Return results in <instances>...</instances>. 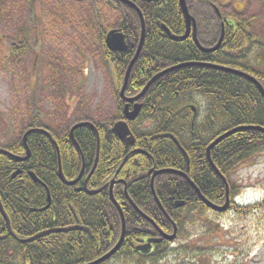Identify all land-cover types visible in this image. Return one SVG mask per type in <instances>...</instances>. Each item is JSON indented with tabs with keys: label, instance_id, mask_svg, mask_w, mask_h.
Returning <instances> with one entry per match:
<instances>
[{
	"label": "trees",
	"instance_id": "obj_1",
	"mask_svg": "<svg viewBox=\"0 0 264 264\" xmlns=\"http://www.w3.org/2000/svg\"><path fill=\"white\" fill-rule=\"evenodd\" d=\"M35 2L37 0H26V7L33 8ZM108 2L112 8L121 10L123 22L120 29L127 44L123 53L109 52L104 45L105 30L98 31L103 62L107 66L113 64L117 81L118 89L114 95L119 106L112 118L117 119L122 117L123 103L119 92L139 43V24L128 6L118 0ZM170 2L178 3L177 0ZM200 4L209 6L211 2L200 0ZM243 21L236 22V30L225 33V50L205 55L191 46L192 50L182 54L178 61L171 55L165 56L163 47L156 49L147 30L142 50L129 75L125 97L137 95L152 77L177 62L198 63L202 59L208 64L240 70L264 88V39L251 34L248 23ZM161 40L165 44V39ZM18 41L10 48L15 56L23 53L22 41ZM145 94L149 105H144L138 118L129 124L135 137L133 146H127L109 132L107 120L97 123L87 118L75 119L62 134L55 135L35 117L22 134L23 137L30 129H40L26 137L29 156L24 161L17 159L26 156L22 137L3 148L5 151L0 152V204L8 222L0 212V264H86L107 253L121 233L119 213L109 198L112 180L118 181L113 187V197L123 212L126 231L119 250L102 264L119 257L130 258L131 264H158L165 257L178 254L180 248H188L172 247L187 237L186 228L195 224L189 211L203 214L210 210L200 202L184 178L163 173L154 177L153 188L168 220L153 199L152 173L161 169L184 170L186 155L190 164L187 174L190 181L210 202L222 204L225 185L207 164L205 148L230 129L240 126L264 128V99L248 79L202 66H187L169 72L157 79ZM193 97L203 101L202 112ZM188 104L196 105V115H200L196 121H192L195 113ZM79 122L94 125L99 139L96 168L86 184L89 191H97L92 195L84 190V182L96 159V132L89 126L78 128L73 132L74 143L69 138V131ZM263 151L264 134L258 131L234 133L210 150L213 164L229 184V199L239 193L230 185V174L251 156ZM59 161L67 181L76 179L83 171L75 185L61 182ZM200 161L204 167H200ZM30 174L42 185L33 182ZM124 189L132 203L160 231L171 234L176 227L174 241L163 239L145 255L134 251L142 239L159 237V233L134 210ZM176 201H183L184 206L175 208ZM263 207L264 203H259L244 208L233 206L232 210L246 215L250 212L256 214ZM190 250L191 256L197 257L204 252V247Z\"/></svg>",
	"mask_w": 264,
	"mask_h": 264
},
{
	"label": "rangeland",
	"instance_id": "obj_2",
	"mask_svg": "<svg viewBox=\"0 0 264 264\" xmlns=\"http://www.w3.org/2000/svg\"><path fill=\"white\" fill-rule=\"evenodd\" d=\"M208 1L225 19L246 20L248 31L264 39V0ZM198 8L199 20L215 17L211 8ZM116 10L104 0H37L33 8L26 7V0H0V149L21 140L35 117L60 135L75 119L99 123L113 116L118 86L111 66L103 62L97 36L99 30L108 32L120 24ZM18 40L23 53L15 56L10 48ZM192 100L201 111L203 101ZM229 178L243 194L240 202L264 199V151L240 164ZM189 212L195 224L172 247L188 248L158 264H193L190 249L198 246L204 247L196 260L202 264H264V207L256 214L225 211L219 218ZM107 264L131 260L119 257Z\"/></svg>",
	"mask_w": 264,
	"mask_h": 264
},
{
	"label": "water",
	"instance_id": "obj_3",
	"mask_svg": "<svg viewBox=\"0 0 264 264\" xmlns=\"http://www.w3.org/2000/svg\"><path fill=\"white\" fill-rule=\"evenodd\" d=\"M119 1L121 3L127 5L128 7L132 8L137 13V15L139 17V22H140L139 43H138V46H137V49H136V52H135L133 58L131 59L130 63L128 64V67L126 69V72H125V75H124V78H123V84H122V87L120 89V98H121L122 101H125L128 104L139 101L141 99V97L146 93V91L149 89V87L152 85V83L155 80L160 78L165 73H168V72L176 70V69L184 68V67H187V66L210 67V68H214L216 70H222V71L230 72L232 74L244 77V78L248 79L249 81H251L256 86L258 92L260 93V95L264 99V88L252 76H250V75H248V74H246V73H244L242 71L235 70V69H232V68H226V67L215 66V65H210V64H197V63H195V64L186 63V64H180V65H177V66L170 67V68H168V69L156 74L154 77H152L148 81V83L144 86V88L141 90V92L139 94H137L135 97L126 98L124 96V93H125V89L127 87L129 75H130L131 69H132L133 65L135 64V62L137 61V59L139 57V54H140V52L142 50V47H143L144 36H145V25H144V20H143L142 14L139 11V9L135 6L134 3H132L129 0H119ZM143 1H147L148 2L149 0H143ZM179 4H180L181 9L183 11V14H184V17H185V20H186V25H187V28H188L189 25H190V22H191V16L188 14L187 7H186V2H185V0H179ZM188 35H189V31L187 30V32L185 33L184 36H182L180 38H175V37L171 36V38L173 40H175V41H178V42L180 41L181 42V41L185 40L188 37ZM222 39H223V35H221L217 45L213 49H210V50H205L202 47H200L199 45H197V46L203 52H213V51L217 50V48H219V46H220V44L222 42ZM195 42L197 44V41H195ZM105 45H106L107 49L109 51H111V52L123 53L127 49L123 34L119 33L117 30H111L110 32L107 33L106 38H105ZM124 110H125L126 119L128 121H133L136 118L137 114H138L139 105L136 104L134 106V110L130 114L127 111L128 110L127 106L125 107ZM85 126H89L90 128H92L96 132V130H95V128H94V126L92 124H90L88 122H81V123L75 124L71 128L70 133H69L70 140H72L75 143L74 138H73V132L76 129L81 128V127H85ZM112 130L118 136L119 139H121L122 141H124L126 143L127 146H131L133 144L134 138H133L132 134L130 133L126 123L118 122V123H116L113 126ZM33 131L34 130H29L23 136L22 142H23V144L25 146V149H26V156L24 158H17L19 161H24L29 156V151L26 148V137ZM240 131H258V132H261V133L264 134V128H262L260 126H240L238 128L231 129V130L223 133L219 137H217L206 149L207 159H208V161L210 163L211 168L221 178V180L223 181V183L225 185L226 197H225V203L222 206L215 205V204L211 203L210 201H208L204 196H202L201 193L199 192L198 188L190 181V179L187 177V175L185 173L176 172V171H172V170H159V171L154 172V174L152 176L151 184H150L151 193H152V196L154 198V201L156 202V204L158 205V207L160 208V210L163 212V214L165 215V217L168 220H169V217L164 212V210L162 209L159 201L157 200L155 192H154V188H153L154 177L157 176V175H161L163 173L174 174V175H177V176H180V177L184 178L189 183V185L193 188V190L196 192V194L200 198L201 202L205 206H207L209 209H211L213 211H216V212H219V213H222V212L226 211V209L228 208V204H229L227 182H226L225 178L223 176H221V174L218 172V170L216 169L215 165L212 163V161L210 159L209 152L220 141H222V140L226 139L227 137L231 136L232 134L240 132ZM96 135H97V132H96ZM98 151H99V141H98V137H97L96 159H95L93 168H92L89 176L86 178V180L84 182V185H85L84 189L86 190V192L88 194H91V195L95 194L97 191H88L86 189V184H87L88 178L90 177V175L94 172V170L96 168V163H97V158H98ZM82 173H83V171L80 172L79 176L76 179H74L72 181H67L64 178L63 174H62L60 161L58 162V176H59V179L61 180V182L63 184H65V185H69V186L75 185L79 181V179L82 177ZM17 174H18V171L13 173L12 178H14ZM30 176H31V179L33 180V182L42 185L40 183V181L33 174H30ZM114 184H115V181L112 180L110 182V186H109V198H110V201L112 202V204L117 209V211L119 213V216H120V220H121V233H120L119 239H118L117 243L113 246V248L110 251H108L103 256L97 258L96 260H94L92 262H89V263H86V264H102L105 261L109 260L119 250V248L121 247V245H122V243L124 241L125 231H126L125 219H124V215H123V212H122L120 206L118 205V203L113 198V186H114ZM125 194H126V191H125ZM126 196H127V194H126ZM128 201L131 204V206L134 208V210L143 219L148 221L155 229L158 230L161 238H165L166 240H169V241H172L174 239L175 233H176V229H175L174 225H173L174 226V231H173L172 236H168V235L162 233L161 231H159L158 227H156V225L153 223V221H151L146 215H144L141 211H139V209L132 203V201L129 198H128ZM182 206H183V202H181V201H178V202L175 203V207L176 208H180ZM0 212H1L2 216L4 217V219L8 222L7 216L4 213L1 204H0ZM161 238H159V239H157V238L156 239H148L145 244L136 246L135 247V251L138 252V253L147 254L149 252V250L151 249V245L160 242Z\"/></svg>",
	"mask_w": 264,
	"mask_h": 264
},
{
	"label": "flooded vegetation",
	"instance_id": "obj_4",
	"mask_svg": "<svg viewBox=\"0 0 264 264\" xmlns=\"http://www.w3.org/2000/svg\"><path fill=\"white\" fill-rule=\"evenodd\" d=\"M72 1L82 2V3H87L89 1L91 2V0H72ZM104 1L108 6L110 5L108 0H104ZM129 1L134 3L135 6L139 9V11L142 14V17L144 20V25H145V36H146V31L148 30V35H149L148 37L150 39H152V42H153V45H155V48L159 49V47H163V54L167 57H168V55H171L174 59H176V61H178V58H180L182 54L184 55V53H186L187 51L192 50L191 46H193L201 54H205V55L206 54H214L218 51L225 50V45H224L225 33L226 32H233L234 30L237 29L236 24L233 21L225 19L224 17H222V15L221 16L217 15V13L215 12L214 4H210L209 6L214 11L215 17H213V18H200V20H199L200 10L198 7L201 5L200 0H192V2L190 0H185L188 14L191 16V22H190V25L188 28L186 25V20H185L183 11H182L181 6L179 4V0H177L178 3L176 5L171 4L170 0H149L148 2L143 1V0H129ZM205 6L207 8H210L206 4H205ZM113 9H116V8L113 7ZM130 9L133 10L132 8H130ZM116 11L121 13V10H119V9ZM133 12L135 13V16L138 20L139 37H140L139 17L134 10H133ZM120 17H121L120 24L111 30H117L119 33H122L121 29H120L121 23L123 22L122 21V14L120 15ZM111 30H109L108 32H110ZM187 30L189 31V35L185 40L178 42V41H175L171 38V36L175 37V38H180V37L185 35ZM107 33L105 34V37H104V45H105V38H106ZM221 35H223V39H222V42H221L219 48H217V50H215L213 52H203L198 48L197 45H199L200 47H202L205 50L213 49L217 45ZM123 36H124V40H125V35L123 34ZM145 36H144V40H145ZM159 38H161V39L164 38L165 44ZM195 41H197V44ZM125 42H126V40H125ZM160 43H162L163 45H156V44H160ZM177 44H179V45L177 46ZM174 50H177V51H174ZM109 52H111V51H109ZM204 61L205 60L202 59V61L199 60L198 63H207ZM185 63H197V61H195V62H192V61H190V62H177V63H175V65L185 64ZM175 65H173V66H175ZM109 66H111V69L113 70V64L110 63ZM160 72H162V71H160ZM170 72H172V71H170ZM165 74H167V73H165ZM164 75H162V76H164ZM145 95L146 94H144L139 101L134 102V103H129V104L120 99L121 102L123 103L122 104V107H123L122 108V117L117 118V119H112L113 116L115 115V113L117 112V107L119 106L116 103V108H115V112H114L113 116H111L110 119H107V121H106V125L108 126V131L114 133L112 130L113 126L118 122H123V123H126L130 133L132 134L130 127H129V124L133 123L138 118L141 111L143 110L144 105H149L148 100L146 99ZM134 96H136V95H134ZM134 96H129L127 98H133ZM115 102H116V100H115ZM136 104L139 105L138 114L133 121H128L126 119L124 109L127 106V108H128L127 111L130 114L134 110V106ZM187 106H190L193 114L195 113V116H194L192 121H196V119H198V117H200V115L199 116L196 115L195 106H193L191 104H188ZM202 117H204V115L201 116V118ZM201 118H199V119H201ZM144 126H147V124H144ZM115 136L118 138V136L116 134H115ZM132 136H133L134 142H135V137L133 134H132ZM119 140H121V139H119ZM122 142H124V141H122ZM134 142H133V144H134ZM195 142H199V141H195ZM133 144L131 146H133ZM1 150L5 151V149H1ZM204 154H205L207 164L210 166V163L207 159L206 148H205ZM184 165H185L184 170H181V169H179V170L178 169L177 170L161 169V170H172V171L188 174V168H189L190 164H189L188 158H186V156H185V164ZM201 166L204 167L202 161H200V167ZM155 171H159V170H155ZM175 176H177V175H175ZM178 177H180V176H178ZM180 178H182V177H180ZM114 181H115V183L118 182L116 180H114ZM121 181H123V180H121ZM150 182H151V179H150ZM125 191L127 192L126 189L124 190V192ZM176 202H178V201H176ZM233 203H234L233 197H231L229 200V205H228V209H227L228 212L232 211ZM262 203H264V200H262ZM221 205L222 204H220L219 206H221ZM213 215L217 218L220 217L218 214H215V213H213ZM171 234H167V235L169 236ZM156 238L158 239L161 237H160V235H159V237H147V238L142 239L136 245H140L142 243H145L148 239H156ZM161 240H163V239H161ZM164 240H166V239H164ZM154 245L155 244L151 245V251L153 250ZM196 260H197V257H195L193 264H200V263L202 264V262H204L202 260H198V261H196Z\"/></svg>",
	"mask_w": 264,
	"mask_h": 264
}]
</instances>
